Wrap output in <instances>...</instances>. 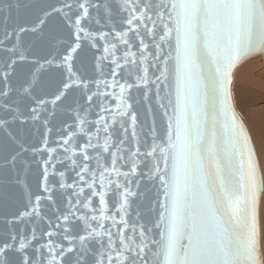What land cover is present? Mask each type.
Masks as SVG:
<instances>
[{"label": "snow or ice", "instance_id": "obj_1", "mask_svg": "<svg viewBox=\"0 0 264 264\" xmlns=\"http://www.w3.org/2000/svg\"><path fill=\"white\" fill-rule=\"evenodd\" d=\"M256 61L264 0H2L0 264H264Z\"/></svg>", "mask_w": 264, "mask_h": 264}, {"label": "bare ground", "instance_id": "obj_2", "mask_svg": "<svg viewBox=\"0 0 264 264\" xmlns=\"http://www.w3.org/2000/svg\"><path fill=\"white\" fill-rule=\"evenodd\" d=\"M234 92L237 110L259 149L261 141L264 142V83L258 61L237 71Z\"/></svg>", "mask_w": 264, "mask_h": 264}, {"label": "water", "instance_id": "obj_3", "mask_svg": "<svg viewBox=\"0 0 264 264\" xmlns=\"http://www.w3.org/2000/svg\"><path fill=\"white\" fill-rule=\"evenodd\" d=\"M0 2H2V0H0ZM13 16H15V11H13ZM246 129H247V127H246ZM247 131H248V129H247ZM248 133H249V131H248ZM249 135H250V133H249ZM251 137V136H250ZM252 140V139H251Z\"/></svg>", "mask_w": 264, "mask_h": 264}, {"label": "rangeland", "instance_id": "obj_4", "mask_svg": "<svg viewBox=\"0 0 264 264\" xmlns=\"http://www.w3.org/2000/svg\"><path fill=\"white\" fill-rule=\"evenodd\" d=\"M239 113V112H238ZM240 114V113H239ZM244 123H245V121H244ZM246 124V123H245ZM247 126V125H246Z\"/></svg>", "mask_w": 264, "mask_h": 264}]
</instances>
